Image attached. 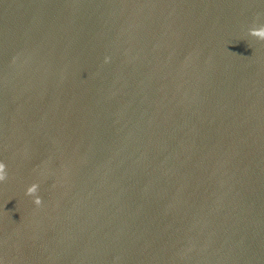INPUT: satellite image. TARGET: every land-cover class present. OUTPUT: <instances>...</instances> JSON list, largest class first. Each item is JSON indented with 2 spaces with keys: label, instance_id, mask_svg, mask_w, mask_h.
Here are the masks:
<instances>
[{
  "label": "water",
  "instance_id": "water-1",
  "mask_svg": "<svg viewBox=\"0 0 264 264\" xmlns=\"http://www.w3.org/2000/svg\"><path fill=\"white\" fill-rule=\"evenodd\" d=\"M260 25L264 0H0V264H264Z\"/></svg>",
  "mask_w": 264,
  "mask_h": 264
},
{
  "label": "clouds",
  "instance_id": "clouds-1",
  "mask_svg": "<svg viewBox=\"0 0 264 264\" xmlns=\"http://www.w3.org/2000/svg\"><path fill=\"white\" fill-rule=\"evenodd\" d=\"M250 34L257 36L258 38L264 39V25H260L258 28H252L249 30ZM7 176V172L5 169V165L3 163H0V181L4 180ZM37 185L32 184L28 187L27 193L32 194L35 193L37 190ZM37 203H39V199L36 200Z\"/></svg>",
  "mask_w": 264,
  "mask_h": 264
}]
</instances>
